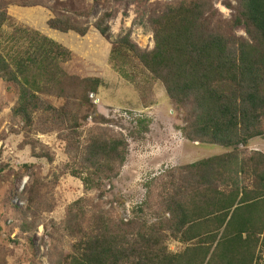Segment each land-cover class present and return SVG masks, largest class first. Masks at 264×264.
Returning a JSON list of instances; mask_svg holds the SVG:
<instances>
[{
	"label": "trees",
	"instance_id": "trees-1",
	"mask_svg": "<svg viewBox=\"0 0 264 264\" xmlns=\"http://www.w3.org/2000/svg\"><path fill=\"white\" fill-rule=\"evenodd\" d=\"M215 13L211 0H173L150 15L152 49L141 50L126 32L111 43L108 59L125 78L132 75L121 64L138 63L162 84L184 112L183 138L230 149L166 172L161 187L174 191L162 198V216L151 224L123 222L112 213L85 210L82 199L72 202L64 227L76 239L58 250L52 264H264V152L248 148L251 139L264 136V0H237L228 22L231 28L244 25L247 39L217 30ZM8 19L0 11V35ZM47 25L86 32L58 18ZM96 27L109 37L107 24ZM13 31V43H0V79L17 94L12 117L26 134L36 121L74 131L92 106L89 95L103 85L100 68H85L78 96H65L61 85L73 76L77 55L36 30ZM52 89L61 95L59 106L42 96ZM127 147L121 134H89L73 149L70 173L102 197L119 175ZM168 238L183 249L169 251Z\"/></svg>",
	"mask_w": 264,
	"mask_h": 264
},
{
	"label": "rangeland",
	"instance_id": "rangeland-1",
	"mask_svg": "<svg viewBox=\"0 0 264 264\" xmlns=\"http://www.w3.org/2000/svg\"><path fill=\"white\" fill-rule=\"evenodd\" d=\"M172 1L0 0V11L5 10L9 16L0 35L2 46L13 43L15 28L24 27L77 55L73 58V76L61 85L65 96H78V77L92 65L100 68L98 74L103 81L97 93L89 95L92 106L87 117L78 120L74 131L63 126L50 129L46 123L36 121L26 134L11 115L17 94L7 91L0 79V264L55 262L58 250L68 249L76 239L65 231L64 218L66 208L78 199H82L80 205L85 210L112 213L123 222L133 219L153 223L162 216V198L174 191L161 187L167 180L163 176L166 172L230 149L183 138L180 128L185 124L184 112L167 98L162 84L138 63L131 67L121 64L132 75L125 78L108 59L111 43L126 32L141 50L152 49L150 15ZM211 4L217 30L248 38L244 25L231 28L228 22L237 0H211ZM50 18L67 20L86 32L80 35L49 28ZM99 21L109 27L107 39L96 27ZM52 91L42 96L59 106L61 95ZM137 118H147L149 122L137 123ZM92 133L121 134L128 145L120 173L111 181V188L105 186L102 197L99 192L86 190L81 180L70 173L74 147ZM248 148L264 152V136L251 139ZM166 243L171 252L184 247L172 238ZM259 254L263 262V247Z\"/></svg>",
	"mask_w": 264,
	"mask_h": 264
}]
</instances>
